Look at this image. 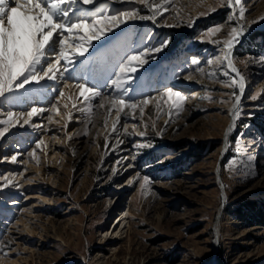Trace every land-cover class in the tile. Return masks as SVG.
Listing matches in <instances>:
<instances>
[{"label":"rangeland","instance_id":"1","mask_svg":"<svg viewBox=\"0 0 264 264\" xmlns=\"http://www.w3.org/2000/svg\"><path fill=\"white\" fill-rule=\"evenodd\" d=\"M242 4L241 20L238 8L234 15L221 0H171L156 21H129L93 41L65 78L0 98V119L8 111L45 109L0 140V184L3 177L15 184L0 187V264H264V0ZM209 5L217 10L200 15ZM80 7L95 13L141 6L98 0ZM241 26L232 57L243 92L231 85L239 76L223 60V42ZM216 27L221 31L209 36ZM164 41L126 85V99L156 97L170 87L186 97L182 110L170 117L168 106L161 102L158 110L154 100L143 116L125 109L109 135L116 112L98 107L97 97L87 105L75 101L84 110L65 129L63 105L71 109L76 83L110 98L118 91L110 86L118 65ZM58 88L66 94L59 101ZM223 143L227 151L220 154Z\"/></svg>","mask_w":264,"mask_h":264},{"label":"snow or ice","instance_id":"2","mask_svg":"<svg viewBox=\"0 0 264 264\" xmlns=\"http://www.w3.org/2000/svg\"><path fill=\"white\" fill-rule=\"evenodd\" d=\"M97 2L98 0H0V98L12 97L15 99L17 92L28 87L39 85L41 82H55L65 78V73L69 71V67L88 53L93 41L101 40L102 37L129 21L138 19L156 21L171 6V0H159V2L156 0H119L120 3H135L141 7H134L130 10H108L105 8L95 13H89L80 7L81 5H95ZM221 3L223 6L232 9L234 15L238 8L239 18L241 20L244 18L246 9L242 0H221ZM142 10H147L151 14L141 15ZM216 10V7L209 5L208 11L201 12L200 15H206L208 12H215ZM259 19L264 21V16ZM229 20H233V16H230ZM220 31L221 28L219 27L211 28L208 30V35L212 36ZM242 34L243 26L239 32L237 28L233 27L229 33L231 38L223 42L224 48L227 50L223 60L227 61V66L239 76V80L233 79L231 85L238 84L241 92L245 87L244 77L239 74L231 57L236 37ZM166 46L167 41H164L159 47H152L151 49L145 47L142 51H134L128 55L118 65L119 70L114 72L115 78L111 79L110 86L118 91L116 95L110 98L102 97V93L95 85L90 86L87 82L76 83L74 86L78 89V95L68 97L74 101L71 109L67 103L63 105L65 109H68L65 129L68 123L72 121L75 111L84 110L78 109L75 101L87 105L97 97H101L98 107L105 108L107 106L109 114L113 110L116 112V118L112 122V131L109 135L117 133V126L120 124L125 109H139L141 116H143L144 107L154 100L158 110L161 108V102L168 106L170 117L173 109L182 110L186 97L170 87L156 97H145L137 102L126 99L128 96L126 85L133 82L137 71L143 68L149 59L154 58L150 53H158ZM193 62L196 63V61ZM53 91H58V101L66 95L64 90L60 88L53 89ZM235 100L238 103L240 96H235ZM44 111L45 109L36 106L31 107L26 113L17 114L8 111L6 118L0 119V140L5 139L17 127L23 128L25 125H30L33 118L42 115ZM52 111L58 114L60 109L54 104ZM92 111V108L87 109L88 113ZM49 122H52L51 117H49ZM104 125L107 127V117ZM68 139H72V137H68ZM122 142L120 141V143ZM43 145V139L37 140L36 146L29 153V156L37 159L36 151L41 149ZM107 146L106 137L105 147ZM19 155V152L12 155L11 162H17ZM37 162L39 161L37 160ZM3 181L0 187L15 186L14 181L7 177H3ZM144 183H148V177H144Z\"/></svg>","mask_w":264,"mask_h":264},{"label":"bare ground","instance_id":"3","mask_svg":"<svg viewBox=\"0 0 264 264\" xmlns=\"http://www.w3.org/2000/svg\"><path fill=\"white\" fill-rule=\"evenodd\" d=\"M232 58V61H233V64L235 65V67L238 69V67H237V65H236V62H235V60H234V58L233 57H231ZM199 60V59H198ZM240 73V72H239ZM245 100V99H244ZM237 105H234V106H232V108H230L231 109V112L233 113V112H235V110H236V107ZM231 114V113H230ZM235 117V116H234ZM235 120V119H234ZM234 126V125H233ZM233 126H230V129L229 130H231L232 128H233ZM227 136H228V134H227ZM227 147L228 146H226L224 143L222 144V145H220V148H219V150H220V154L221 153H226V151H227ZM218 175V174H217ZM218 233L220 234L221 232H220V229H219V227H217V229H216V234L218 235ZM215 234V235H216ZM222 235V234H221ZM220 237V236H219ZM215 244V247L217 246V242H215L214 243ZM214 263V261L212 260V262H211V264H213Z\"/></svg>","mask_w":264,"mask_h":264},{"label":"trees","instance_id":"4","mask_svg":"<svg viewBox=\"0 0 264 264\" xmlns=\"http://www.w3.org/2000/svg\"><path fill=\"white\" fill-rule=\"evenodd\" d=\"M259 222H263V220L260 218V219H259Z\"/></svg>","mask_w":264,"mask_h":264}]
</instances>
